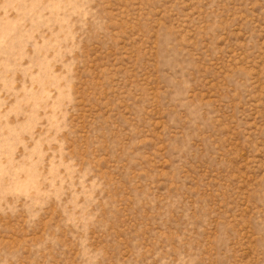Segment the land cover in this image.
<instances>
[{
  "label": "rangeland",
  "instance_id": "374dc122",
  "mask_svg": "<svg viewBox=\"0 0 264 264\" xmlns=\"http://www.w3.org/2000/svg\"><path fill=\"white\" fill-rule=\"evenodd\" d=\"M0 264H264V0H0Z\"/></svg>",
  "mask_w": 264,
  "mask_h": 264
}]
</instances>
